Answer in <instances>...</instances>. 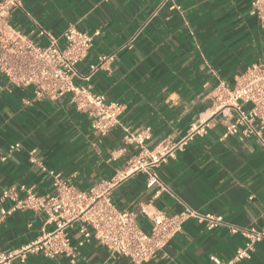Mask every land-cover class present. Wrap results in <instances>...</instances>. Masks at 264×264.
I'll return each mask as SVG.
<instances>
[{
    "label": "crops",
    "instance_id": "obj_1",
    "mask_svg": "<svg viewBox=\"0 0 264 264\" xmlns=\"http://www.w3.org/2000/svg\"><path fill=\"white\" fill-rule=\"evenodd\" d=\"M250 1L176 0L183 19L168 4L160 7L159 0H21L9 17L19 31L28 32L34 23L54 36L69 25L99 31L76 65L74 83L91 85L108 100L121 102L123 110L119 125L99 137L91 119L75 111L69 94L50 99L0 75V190L22 185L50 193L48 172L53 171L86 191L111 178L134 153L122 140L123 129H149L147 146L154 148L163 141L177 143L192 122L208 120L205 135L185 141L157 167L165 191L156 193L157 187H147L146 176L137 173L112 189L113 205L136 213L143 206L166 215L188 206L221 215L229 225L263 228L264 149L254 137L222 138L226 118L212 116L216 84L231 85L246 67L264 64V29L250 14ZM101 56L111 59L91 73ZM136 221L149 229L143 216ZM42 228H49L43 226V215L14 212L0 223V250L20 246ZM71 236L75 244V230ZM242 241L240 233L225 227L206 230L189 219L156 257L142 264H214L210 256L227 260ZM74 253L73 264H130L95 241L75 247ZM11 264L72 263L65 256L30 255L24 263ZM239 264H264V243Z\"/></svg>",
    "mask_w": 264,
    "mask_h": 264
},
{
    "label": "built area",
    "instance_id": "obj_2",
    "mask_svg": "<svg viewBox=\"0 0 264 264\" xmlns=\"http://www.w3.org/2000/svg\"><path fill=\"white\" fill-rule=\"evenodd\" d=\"M166 4L184 19L183 8L176 0H159L160 7ZM20 7L21 0H0V75L14 85L32 86L37 94H44L50 99L69 94L75 111L90 118L94 133L104 137L119 125L123 104L108 100L104 94L93 91L89 84L74 83L76 65L84 60L99 31L87 33L69 25L54 36L34 23L25 33L9 23L11 12ZM249 12L264 29V0H251ZM42 38L46 40L45 44L39 42ZM110 59L111 56L99 57L98 62L91 65V73ZM85 79L88 80V76ZM212 99V116L226 118L222 138L254 137L264 149L263 63L246 67L231 85L219 81ZM208 128V120L199 119L191 123L186 135L177 143L163 141L154 148L147 146L149 129H123L122 140L134 149V153L111 178L86 191L77 189L69 179L53 171L48 172L53 184L50 193L38 194L32 187L22 185L2 188L0 223L16 211L30 210L43 215V226L49 228H42L38 236L16 248L0 250V264L24 263L30 255L51 259L65 256L73 264L75 247H82L90 241L102 245L111 255L124 256L130 264H142L156 257L189 219L202 223L206 230L225 227L231 233L242 236V244L231 258L222 260L210 256L214 264H239L249 260L256 244L264 243V227L255 229L229 225L221 215L201 214L188 206L178 213L166 215L159 210L149 211L143 206L137 213L118 209L111 201L112 189L137 173L146 176L147 187H157L156 193L165 191L166 187L156 173L157 167L185 141L205 135ZM18 147V143L13 146L14 149ZM138 214L149 222L148 230L137 223ZM72 230L78 235L75 244L71 239Z\"/></svg>",
    "mask_w": 264,
    "mask_h": 264
}]
</instances>
